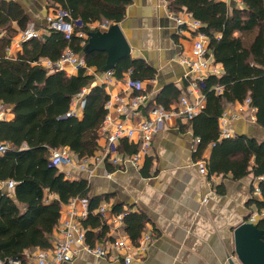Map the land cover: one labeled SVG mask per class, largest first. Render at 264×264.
Instances as JSON below:
<instances>
[{
    "label": "trees",
    "instance_id": "trees-1",
    "mask_svg": "<svg viewBox=\"0 0 264 264\" xmlns=\"http://www.w3.org/2000/svg\"><path fill=\"white\" fill-rule=\"evenodd\" d=\"M46 9L59 7L75 21L74 35L48 31L40 39L21 43L20 50L7 58L5 49L16 32L24 31L31 20L15 1L0 0V105L10 109L12 120L0 121V142L8 146L0 156V183L13 182L12 195L0 189V264L10 260L30 264L25 255L34 250H47L60 218L63 205L74 199H86L88 215L81 220L85 242H104L107 226L96 212L101 198L89 197L87 180L68 179L49 163L51 150L67 148L77 161L94 157L99 151L98 129L105 115L109 96L102 85H93V76L79 70L76 75L50 72L39 65L41 59L57 61L64 50L80 55L88 68L96 72L107 69L103 52H86L89 27L123 21L129 0H46ZM173 13L187 12L201 23L200 32L208 39L207 49L222 68L219 77L203 80L201 92L205 108L190 121L199 144L194 153L206 160L208 176L231 175L239 180L252 174L260 179V198L249 205L264 209V142L235 135L220 139L218 119L226 105L250 100L256 111V123L264 128V0H240L242 9H230L219 0H167ZM129 73L133 83H149L156 71L141 59L130 57L118 61L113 69L115 79ZM221 87L217 95L214 88ZM87 89L82 117L67 116L74 98ZM150 90V86H147ZM174 86L163 88L146 109L156 105L169 109L181 96ZM138 94V92H134ZM119 150L126 155L137 151L136 145L122 141ZM113 214L124 213V231L136 244L149 222L143 212L126 213L112 205ZM264 231V217L256 221ZM97 229L98 231L92 232ZM111 238L107 239L110 240Z\"/></svg>",
    "mask_w": 264,
    "mask_h": 264
},
{
    "label": "crops",
    "instance_id": "crops-1",
    "mask_svg": "<svg viewBox=\"0 0 264 264\" xmlns=\"http://www.w3.org/2000/svg\"><path fill=\"white\" fill-rule=\"evenodd\" d=\"M13 1L22 7L35 30L46 33V0ZM129 1L119 27L130 48V58L141 59L156 71L153 81L142 84L148 95L147 106L168 86H174L182 92L181 96L184 95L187 68L180 60L189 55L192 38L189 33H179L175 18L181 12H171L167 0ZM219 1L226 3L230 9H242L240 0ZM11 27L16 32L12 38L14 40L20 30L16 23H12ZM2 35L4 33L0 32V37ZM44 60L47 59H41L40 62ZM89 72L96 75L93 85L102 86V72H96L94 68H90ZM76 74L73 71L71 76ZM148 85L150 90H147ZM104 87L109 97L126 94L123 79H114V82ZM238 105H226L224 110L234 112ZM73 106L80 119L82 108L78 100H73ZM145 113L143 110L140 115L144 116ZM12 119L13 115L9 112L7 120ZM230 127L234 136L264 142V128L256 123V111L246 110L233 120ZM195 139L190 122L171 120L154 137L151 150L138 168L128 164L118 171L109 164L97 163L91 175L81 172L68 178L87 180L89 197L101 198V203L108 202L111 214L112 205H120L126 213L146 214L149 222L140 237L144 233H152L154 237L145 253L133 258L130 264H228L229 259L238 264L233 253V230L257 210L249 202L260 179H255L252 174L239 180H233L231 175L209 177L207 168L201 171V164L206 165L211 149H207L201 159H195L194 153L198 146ZM102 143V140L98 141L99 146ZM5 184L0 183V189L6 188L11 196L12 189H8ZM71 209L76 215L82 210L78 202L72 208L68 204L62 206L51 246L61 238V225L68 219ZM97 231L95 229L92 232ZM111 237L115 238L107 226L104 242L97 241L92 246L105 243ZM66 264L123 262L121 259L96 258L79 250L75 258Z\"/></svg>",
    "mask_w": 264,
    "mask_h": 264
},
{
    "label": "built area",
    "instance_id": "built-area-1",
    "mask_svg": "<svg viewBox=\"0 0 264 264\" xmlns=\"http://www.w3.org/2000/svg\"><path fill=\"white\" fill-rule=\"evenodd\" d=\"M45 21L46 33L48 31H55L62 33L67 38L74 34L78 38H86V35L82 32L75 33V21L67 11L59 7L49 8ZM175 21L179 27V33H189L192 38V49L189 55L180 60L181 64L187 68V74L184 76L186 84L185 94L180 96L178 101L169 109L156 105L146 109L148 95L142 84L131 82L129 73L125 74L123 84L126 94L109 97L105 104L107 113L98 129V141L102 140L103 143L99 146L100 149L97 154L92 158L77 161L67 148L50 151V165L64 173L66 178H71L74 173L81 172L91 175L97 163L109 164L114 170L118 171H122L128 164L138 168L141 161L151 150L154 137L165 128L169 121L180 120L182 122H190L205 108V96L201 92L203 80L208 77H219L222 74V68L214 62L211 53L207 49L208 39L200 32L201 23L193 19L191 14L187 12H181L180 16L175 18ZM109 27L110 24L104 22L100 25H91L89 28L91 30L106 31ZM46 33L35 30L32 24H30L5 49L6 57L12 58L14 53L20 50L21 43L32 39H40ZM39 65L50 72H63L67 76H71L73 71L78 72L79 70H84L86 74L88 72L87 75H91L93 78L96 76L89 72L90 68L86 66L84 59L69 49L64 50L57 61H39ZM100 75H102L104 86L114 82L115 76L113 70L104 71ZM214 91L217 95H220L222 88L216 87ZM87 92V89H83L74 98V100H78L81 108H83L84 97ZM134 92H138V94L135 95ZM248 109L251 112L255 111L254 108L250 107V100L245 99L234 112L226 110L222 112L218 119L220 139L234 137L230 125L233 120L237 119ZM143 110L146 113L144 116H141L140 112ZM9 112L10 109L0 105V121H6ZM67 116L78 118L73 102ZM251 119L254 120V117ZM123 140L136 145L137 151L131 155L122 153L119 147L120 142ZM195 140L196 144H199V139L196 138ZM7 149L8 146L0 142V156L4 155ZM201 171H206L205 164H201ZM5 185L8 189H12L14 183L9 181ZM252 193L251 199L260 197L258 187H254ZM205 201L206 199H204ZM76 202L80 203L81 212L76 215L75 211L71 209L68 219L61 225L59 231L61 238L49 249L26 253L25 257L30 264L70 263L79 250L96 258L121 259L123 264H130L133 258L140 257L145 253L154 235L152 233H144L137 243L133 244L128 235L122 230L124 213L111 214L108 211V202L101 203L96 212L103 223L113 232L115 238L111 237L112 239L106 240L105 243L94 246L88 245L85 242V231L81 225V220L85 219L88 215V203L86 199H74L68 205L72 208ZM261 217H264V209L251 213L246 222L256 223ZM9 264H19V262L10 260Z\"/></svg>",
    "mask_w": 264,
    "mask_h": 264
},
{
    "label": "water",
    "instance_id": "water-1",
    "mask_svg": "<svg viewBox=\"0 0 264 264\" xmlns=\"http://www.w3.org/2000/svg\"><path fill=\"white\" fill-rule=\"evenodd\" d=\"M88 51L106 54L105 71L113 70L118 61L130 57V48L119 24L111 25L106 31L89 34L86 52ZM233 247L238 264H264V231L258 229L256 223L244 222L233 230ZM228 264L236 263L229 259Z\"/></svg>",
    "mask_w": 264,
    "mask_h": 264
},
{
    "label": "rangeland",
    "instance_id": "rangeland-1",
    "mask_svg": "<svg viewBox=\"0 0 264 264\" xmlns=\"http://www.w3.org/2000/svg\"><path fill=\"white\" fill-rule=\"evenodd\" d=\"M19 34H20V33H19ZM43 36H44V35H43ZM43 36H42V37H43ZM42 37H41V38H42ZM8 47H9V46H8ZM63 52H64V51H63Z\"/></svg>",
    "mask_w": 264,
    "mask_h": 264
}]
</instances>
